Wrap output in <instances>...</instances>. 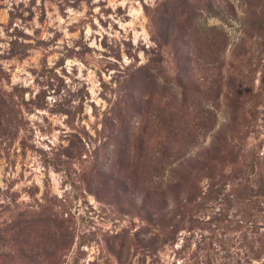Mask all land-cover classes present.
Masks as SVG:
<instances>
[{
    "label": "rangeland",
    "instance_id": "obj_1",
    "mask_svg": "<svg viewBox=\"0 0 264 264\" xmlns=\"http://www.w3.org/2000/svg\"><path fill=\"white\" fill-rule=\"evenodd\" d=\"M0 264H264V0H0Z\"/></svg>",
    "mask_w": 264,
    "mask_h": 264
}]
</instances>
